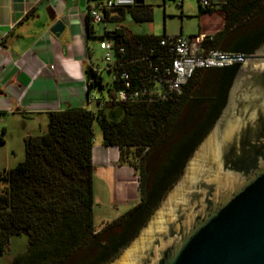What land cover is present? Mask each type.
<instances>
[{
  "label": "trees",
  "instance_id": "obj_1",
  "mask_svg": "<svg viewBox=\"0 0 264 264\" xmlns=\"http://www.w3.org/2000/svg\"><path fill=\"white\" fill-rule=\"evenodd\" d=\"M197 2L201 31L189 37L201 40L204 48L251 54L264 41V21L258 20L264 13V0H212L208 7ZM213 4L220 15L215 16ZM143 9L144 5L135 4L114 11L139 23L150 21V13ZM85 32L89 39L111 38L125 48L123 57L115 55L116 63L122 64L117 75L128 72L134 84L146 66L143 57L151 48L162 52L159 41L166 37L164 33L134 34L123 26L95 36L87 20ZM238 66L199 68L180 96L149 103L115 101L114 93L123 88L120 80H111L107 97L96 99L94 92L104 88L102 71L87 65L84 76L95 109L49 113L46 132L24 139V160L0 173V256L10 236L25 235L26 251L10 264H108L138 233L180 175L218 117ZM95 121L101 144L118 149L117 163L137 170L139 195L132 209L98 231L92 184ZM130 149L138 158L136 167L124 160Z\"/></svg>",
  "mask_w": 264,
  "mask_h": 264
},
{
  "label": "water",
  "instance_id": "obj_2",
  "mask_svg": "<svg viewBox=\"0 0 264 264\" xmlns=\"http://www.w3.org/2000/svg\"><path fill=\"white\" fill-rule=\"evenodd\" d=\"M216 61L239 64L218 117L108 264H264V42Z\"/></svg>",
  "mask_w": 264,
  "mask_h": 264
},
{
  "label": "crops",
  "instance_id": "obj_3",
  "mask_svg": "<svg viewBox=\"0 0 264 264\" xmlns=\"http://www.w3.org/2000/svg\"><path fill=\"white\" fill-rule=\"evenodd\" d=\"M91 0H0V122L1 140L8 147L12 134L24 139L35 127H46L48 114L68 109L94 110L89 102L84 69L92 64L94 39L86 37L87 7ZM142 4V3H141ZM126 17L105 14L104 29L113 30ZM61 21L63 32L50 28ZM111 24L113 28H107ZM95 26H93L96 36ZM100 69V68H99ZM35 136V135H34ZM14 151L0 156V173L14 167ZM16 158V156H14ZM95 169L111 172L112 206L119 216L139 201L137 177L128 165H119L118 149L101 140L92 148ZM17 164V163H15ZM114 217L112 219H115Z\"/></svg>",
  "mask_w": 264,
  "mask_h": 264
},
{
  "label": "built area",
  "instance_id": "obj_4",
  "mask_svg": "<svg viewBox=\"0 0 264 264\" xmlns=\"http://www.w3.org/2000/svg\"><path fill=\"white\" fill-rule=\"evenodd\" d=\"M202 7L211 5L212 0H198ZM136 0H91L87 7V23L93 26L100 25L108 12L132 7ZM112 30L104 29L103 32ZM102 32V33H103ZM162 52L151 48L143 60H147L146 66L137 74V83L126 71L118 73L122 64H117L115 55L123 57L125 48L117 44L113 39L103 38L98 42L101 52L100 61L103 70L111 71V80H120L123 88L114 93L117 102L141 101V102H164L180 96L184 86L191 79L194 72L199 68H217L230 65V61H216L214 58L227 57L228 54L219 50H209L202 46L199 39L183 36H166L159 41ZM158 54V56H156ZM158 60V64L155 60ZM99 71H101L98 68ZM89 102H93L94 96H88ZM1 140V122H0Z\"/></svg>",
  "mask_w": 264,
  "mask_h": 264
},
{
  "label": "rangeland",
  "instance_id": "obj_5",
  "mask_svg": "<svg viewBox=\"0 0 264 264\" xmlns=\"http://www.w3.org/2000/svg\"><path fill=\"white\" fill-rule=\"evenodd\" d=\"M142 5H144L143 10H146L151 15L150 21L139 23L125 17L124 19L119 20L116 25L126 27L131 33L134 34H153L155 36H161L164 33L166 36L181 35L183 37H189L196 36L201 31V21L197 17V0H142ZM211 9L215 12V16L220 15L218 6L215 7V5L213 4L211 6ZM258 20L260 22L264 21V13L258 15ZM114 26L109 24L107 28H113ZM95 30L96 36H99L102 31L101 27L95 26ZM93 42L94 45L92 62L94 65H97L102 71L101 78L104 86L103 90H101L100 92L95 91L94 96L96 99H99L101 97L106 98V88L111 83V77L103 70L104 66L100 61L101 52L98 48V40L94 39ZM46 129L47 126L45 128H39L38 126H36L34 135L43 134L46 132ZM92 129L93 145L95 146L99 143V140H101L100 127L96 121L93 122ZM10 149L14 151V156H16V158L14 156L10 158L11 165L15 166V163H19L24 160V146L18 135L12 134L9 137L7 148L0 144V156L3 157L6 152L8 153L10 151ZM134 152V149L125 151L127 156L124 160L132 165H135L136 167L138 158L133 155ZM133 171L136 176L137 170L136 173L135 170ZM110 174V171H104L100 168H97L95 169L92 178L93 195L95 202L93 214L97 231L104 228L110 221L113 220L112 218L117 217L120 212V209L115 210V208L112 206ZM1 190L2 185L0 184V191ZM26 247L27 237L25 235L10 236L7 244V250L3 253L2 256H0V264H10V261L15 256L23 254L26 251ZM120 252L117 254V256L120 254ZM117 256H115L114 258H116Z\"/></svg>",
  "mask_w": 264,
  "mask_h": 264
},
{
  "label": "flooded vegetation",
  "instance_id": "obj_6",
  "mask_svg": "<svg viewBox=\"0 0 264 264\" xmlns=\"http://www.w3.org/2000/svg\"><path fill=\"white\" fill-rule=\"evenodd\" d=\"M263 42H264V41H263ZM261 43H262V42H261ZM261 43H260V44H261ZM258 45H259V44H258ZM258 45H257V46H258ZM257 46H256V47H257ZM203 137H204V136H203Z\"/></svg>",
  "mask_w": 264,
  "mask_h": 264
}]
</instances>
